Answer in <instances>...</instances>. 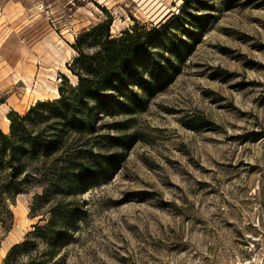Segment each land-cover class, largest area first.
Here are the masks:
<instances>
[{
  "label": "rangeland",
  "instance_id": "obj_1",
  "mask_svg": "<svg viewBox=\"0 0 264 264\" xmlns=\"http://www.w3.org/2000/svg\"><path fill=\"white\" fill-rule=\"evenodd\" d=\"M178 14L171 27L182 60L172 59L170 84L144 110L97 122L86 142L120 162L74 194H45L42 184L8 200L0 264H264V0H0V129L9 111L24 115L52 101L54 86L76 84L66 63L85 31L110 21L116 37ZM28 83L40 94L29 95ZM107 135L127 147L108 145ZM57 203L78 212L50 247L35 226Z\"/></svg>",
  "mask_w": 264,
  "mask_h": 264
},
{
  "label": "trees",
  "instance_id": "obj_2",
  "mask_svg": "<svg viewBox=\"0 0 264 264\" xmlns=\"http://www.w3.org/2000/svg\"><path fill=\"white\" fill-rule=\"evenodd\" d=\"M179 17L150 30L144 25L134 26L116 37L110 35V21L92 27L72 44L77 56L67 67L77 77L76 84L61 85L59 98L38 101L24 115L13 110L7 113L9 131L0 129V239L1 230L9 231L13 223L8 200L42 184L46 185L45 194L55 190L70 195L109 176L120 162V155L87 150L86 142L97 136V122L144 110L147 100L170 84L177 73L174 62L182 60L176 44L179 33L171 27ZM180 31L193 38L189 28L182 25ZM94 37V51L85 52L80 45ZM114 126L125 130L128 120L115 122ZM106 137L112 147L128 145L121 136ZM39 198L37 195L33 207L41 201ZM61 205H51L48 221L35 226L36 235L50 247L63 240L78 212L71 206L61 209ZM30 242L13 246L7 259L16 248Z\"/></svg>",
  "mask_w": 264,
  "mask_h": 264
},
{
  "label": "bare ground",
  "instance_id": "obj_3",
  "mask_svg": "<svg viewBox=\"0 0 264 264\" xmlns=\"http://www.w3.org/2000/svg\"><path fill=\"white\" fill-rule=\"evenodd\" d=\"M17 82H21V79H19ZM32 82H30V84H31ZM29 83L28 84H26V86H25V89H26V92L30 95V94H32V95H36V94H40V89L39 88H31V87H29V85H30ZM36 85V84H35ZM53 96H54V98L53 99H57V98H59L60 97V95H59V93L57 92V89H56V87L54 86L53 88ZM41 99V98H40ZM42 100H44V99H42ZM5 109V108H4ZM5 110H7L8 111V108L6 107V109ZM9 119L7 118V117H3V121H2V130L4 131V132H6L7 130H8V125H9Z\"/></svg>",
  "mask_w": 264,
  "mask_h": 264
},
{
  "label": "crops",
  "instance_id": "obj_4",
  "mask_svg": "<svg viewBox=\"0 0 264 264\" xmlns=\"http://www.w3.org/2000/svg\"><path fill=\"white\" fill-rule=\"evenodd\" d=\"M71 62V61H70ZM70 62H67L66 63V65H69L70 64ZM58 92V91H57ZM54 98V97H53ZM39 101H42V99H38ZM15 110V109H14ZM16 111V110H15ZM16 112H18V111H16Z\"/></svg>",
  "mask_w": 264,
  "mask_h": 264
}]
</instances>
